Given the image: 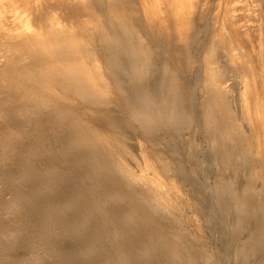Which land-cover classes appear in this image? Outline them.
I'll list each match as a JSON object with an SVG mask.
<instances>
[{
	"label": "rangeland",
	"instance_id": "1",
	"mask_svg": "<svg viewBox=\"0 0 264 264\" xmlns=\"http://www.w3.org/2000/svg\"><path fill=\"white\" fill-rule=\"evenodd\" d=\"M229 2L191 14L188 43L159 15L109 17L125 40L102 104L0 119V264H264V0Z\"/></svg>",
	"mask_w": 264,
	"mask_h": 264
},
{
	"label": "bare ground",
	"instance_id": "2",
	"mask_svg": "<svg viewBox=\"0 0 264 264\" xmlns=\"http://www.w3.org/2000/svg\"><path fill=\"white\" fill-rule=\"evenodd\" d=\"M207 1L0 0V119H7L5 124L12 125L10 127L12 129H14L13 127L17 128L16 126L19 124L15 125V123V126H13V123L8 122V120H13L12 115L16 113L21 114L20 112H23L24 114L25 110H27L25 105L30 100H36V104H38V100L49 101L55 109H57L56 105H58L56 101H60L66 103L72 109L75 107V99L90 97L94 99L96 97L95 101H97V99L109 97L113 91L114 84L112 83V77L104 73L102 68L110 64L114 59H109L110 56L107 54L109 51L107 50H110L109 48L112 46L116 47L118 44L120 47L125 40L124 38L122 41L121 36L113 34L111 30L109 31V17H115L112 19L113 23L116 22L114 21L116 18H118L119 22L124 23L129 18H127V14H146L148 19L159 15L164 27H167L169 31H176L179 39L188 43L189 33L193 29V15L191 14H206L204 11L205 7L203 9L202 5H205ZM230 1L232 2V0ZM81 15H84V23L74 24V19H78ZM168 18L172 19V24L167 22ZM126 29L125 31H127ZM98 45L101 46L102 50H106V53L104 51L97 52L96 48ZM130 45L133 48L135 46L133 43ZM137 46L135 47L136 51H138L136 49ZM141 50L140 60L147 59V52L150 51L145 50V48V51L143 50L142 52ZM182 59L184 60V58ZM206 61L208 62L207 59ZM208 71L209 79L215 83L214 75L216 74L214 70L208 69ZM220 97V94L214 93L209 99L216 103L215 106H218L216 101L219 99L222 102ZM41 101L40 104L42 103ZM222 103L219 105L222 106ZM30 104L28 105L30 106ZM212 104L210 102V105H207L208 108ZM33 107L31 106V110ZM143 107L145 105L138 107L139 110L137 108L135 113L140 114V117L147 123L152 122L154 120L153 114L149 112L148 107ZM217 108L220 109L219 106ZM34 109L37 110L38 108ZM28 114L30 113L26 112V115ZM155 115L158 114L155 113ZM209 115L212 116V114ZM78 120L80 119H77L76 123L79 126H85V129L84 127L82 128L84 130L87 128V132L89 131L92 135L91 140L95 141L97 137H103L96 128L87 124L83 125ZM105 142L107 143L108 141L105 140ZM117 145L119 146V142ZM155 157L158 159L157 156ZM156 178L173 188H177L171 177L164 178L165 180L161 179V176ZM156 178L154 179L156 180Z\"/></svg>",
	"mask_w": 264,
	"mask_h": 264
}]
</instances>
